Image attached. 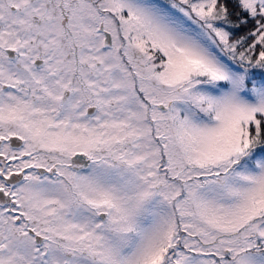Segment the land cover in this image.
Listing matches in <instances>:
<instances>
[{
    "label": "snow or ice",
    "instance_id": "1",
    "mask_svg": "<svg viewBox=\"0 0 264 264\" xmlns=\"http://www.w3.org/2000/svg\"><path fill=\"white\" fill-rule=\"evenodd\" d=\"M0 264H264V0H0Z\"/></svg>",
    "mask_w": 264,
    "mask_h": 264
}]
</instances>
